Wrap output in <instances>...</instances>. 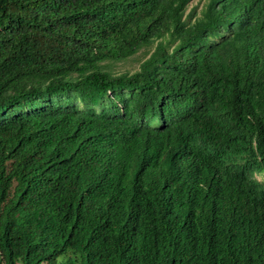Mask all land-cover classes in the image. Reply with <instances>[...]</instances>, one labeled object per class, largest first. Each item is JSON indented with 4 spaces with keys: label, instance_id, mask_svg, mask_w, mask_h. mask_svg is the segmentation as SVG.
<instances>
[{
    "label": "trees",
    "instance_id": "trees-1",
    "mask_svg": "<svg viewBox=\"0 0 264 264\" xmlns=\"http://www.w3.org/2000/svg\"><path fill=\"white\" fill-rule=\"evenodd\" d=\"M191 1L0 0V264H264V0Z\"/></svg>",
    "mask_w": 264,
    "mask_h": 264
},
{
    "label": "rangeland",
    "instance_id": "rangeland-1",
    "mask_svg": "<svg viewBox=\"0 0 264 264\" xmlns=\"http://www.w3.org/2000/svg\"><path fill=\"white\" fill-rule=\"evenodd\" d=\"M205 0H192L190 3L191 5H197L198 8L201 7L204 4ZM154 46H144L142 47L139 52L122 61H117L115 62L111 69L114 70L115 72H125V71H134L139 68L140 62L142 59L150 52L153 50ZM43 264H51L49 262H45Z\"/></svg>",
    "mask_w": 264,
    "mask_h": 264
},
{
    "label": "clouds",
    "instance_id": "clouds-1",
    "mask_svg": "<svg viewBox=\"0 0 264 264\" xmlns=\"http://www.w3.org/2000/svg\"><path fill=\"white\" fill-rule=\"evenodd\" d=\"M61 260H64L63 258ZM45 263V262H44Z\"/></svg>",
    "mask_w": 264,
    "mask_h": 264
}]
</instances>
